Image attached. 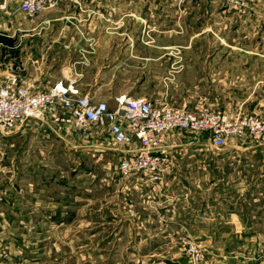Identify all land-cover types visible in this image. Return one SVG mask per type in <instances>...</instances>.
Masks as SVG:
<instances>
[{"label":"rangeland","instance_id":"1","mask_svg":"<svg viewBox=\"0 0 264 264\" xmlns=\"http://www.w3.org/2000/svg\"><path fill=\"white\" fill-rule=\"evenodd\" d=\"M195 1H216L224 8L225 28L219 25V33L221 28L225 34L222 47L241 52L226 61L214 84L196 73L184 75L182 71L171 77L166 65L154 66L151 59L86 55L59 57V65L70 68L62 79H76L82 93L110 107L117 95L126 94L157 106L173 105L193 112L242 110L264 117V0ZM12 28L13 22L2 17L0 81L10 73L26 74L25 53L18 61L8 56ZM45 121H27L9 134H0V264H160V259L184 253L182 240L187 235L179 240L172 233L155 235L150 229L153 223L143 224L134 235L138 228L132 225L142 219L127 221L119 218L120 211L114 212L125 204L120 200L128 192L125 177L115 169L119 152L106 149V143L84 146L89 142L65 135L59 138L55 133L59 127L48 116ZM251 144L249 138L231 139L225 146ZM210 145L209 137L179 130L163 144L166 148ZM244 162L253 164L246 167L247 180L242 185L232 182L237 164L229 160L221 173L230 183L190 187L191 191L243 194L253 190L264 196V158L256 151ZM9 194L28 202L6 201ZM130 194L133 201L140 195L132 189ZM9 209L16 212L8 214ZM31 209V215L25 213ZM190 236L203 241L205 260L216 257L212 247L204 246L205 237ZM176 242L180 250L172 245ZM262 255V249L251 251L252 263L258 264Z\"/></svg>","mask_w":264,"mask_h":264},{"label":"crops","instance_id":"2","mask_svg":"<svg viewBox=\"0 0 264 264\" xmlns=\"http://www.w3.org/2000/svg\"><path fill=\"white\" fill-rule=\"evenodd\" d=\"M19 1L0 0V22L4 16L13 22L8 56L18 61L25 53L26 75L39 88H47L66 77L70 68L63 63L59 65V57L151 59L154 66L166 65L168 73H173L169 74L171 77L182 71L184 75L196 73L206 76L207 83L211 80L214 84L224 71L226 61L241 54L222 47L225 34L221 28L219 33V25L225 28V11L216 1L62 0L32 20L21 17L22 13L16 11ZM1 40L0 33V44ZM148 102L156 107L165 106ZM256 151L261 153V148L255 144L220 148L213 145L167 147L164 152L169 156V163L162 180L153 185L142 175L122 178L128 192L120 200L125 204L121 203L122 207L118 206L114 212L120 211L119 218L127 221L142 219V223L132 225L138 228L132 234L138 235L143 224L153 223L150 229L155 235L172 233L177 240L182 235H202L206 241L204 246L212 247L217 255L213 260L205 255L207 260L204 258L201 264H253L251 251L264 250V196L253 190L243 194H205L193 192L190 187L230 183L231 179L221 173L229 160L237 164L233 168L232 182L239 181L242 185L247 180L246 167L253 164L244 161ZM122 156L119 152L118 162ZM209 166L213 168L207 169ZM130 189L139 192L138 200H132ZM5 199L15 202L18 198L9 194ZM11 211L16 212V209H9L8 214ZM25 213L31 215L33 210ZM184 240V253L180 251L158 262L190 264ZM177 244L172 243L175 247ZM241 251L249 252L246 255Z\"/></svg>","mask_w":264,"mask_h":264},{"label":"built area","instance_id":"3","mask_svg":"<svg viewBox=\"0 0 264 264\" xmlns=\"http://www.w3.org/2000/svg\"><path fill=\"white\" fill-rule=\"evenodd\" d=\"M60 1L22 0L16 11L32 19ZM45 116L59 127L57 137L88 141L84 146H91V141L94 146L106 143V149L123 155L118 162L123 177L142 175L153 185L164 176L169 156L163 144L175 130L205 134L218 148L231 139L247 137L261 148L264 158V117L256 113L156 107L128 95L116 96L110 107L104 100L82 94L76 79H59L47 88H39L21 73H10L0 81V134H9L27 121L47 123ZM126 146L130 148L122 150ZM195 239L188 235L184 240L185 254L190 264H201L205 250L202 241ZM258 264H264V255Z\"/></svg>","mask_w":264,"mask_h":264}]
</instances>
